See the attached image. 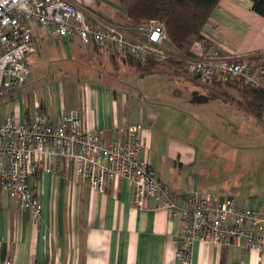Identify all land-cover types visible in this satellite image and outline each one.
I'll return each instance as SVG.
<instances>
[{
    "label": "crops",
    "instance_id": "obj_1",
    "mask_svg": "<svg viewBox=\"0 0 264 264\" xmlns=\"http://www.w3.org/2000/svg\"><path fill=\"white\" fill-rule=\"evenodd\" d=\"M68 1L87 10L93 23L131 34L132 28L123 25V9L114 0ZM40 29L36 27L33 32L35 52L27 59V63L30 57L31 62H36L37 71L39 59L33 55L45 49ZM202 35L207 48L222 57L253 61L264 55V18L252 10L249 0H220ZM48 37L61 43L57 62L65 77L78 80L81 74L88 76V71H94L96 78L88 81L89 87L80 83L81 93L69 96L72 103H77L75 107L61 103V86L45 88L43 100L35 102L32 97V104L20 112V121L37 110L56 122L80 108L82 113L77 112L83 129L104 142L124 135L131 125H140L145 143L142 155L149 159L156 178L176 205L191 208V195H211L220 202L232 199L240 206L264 212V128L260 125L264 120L249 113L237 91L208 84L207 95L212 103L192 108V116L179 111L186 106L185 98L175 91H167L166 98L160 99L161 89L158 90L161 104L140 103L142 94L149 98V90L139 96L135 89L120 86L121 79L112 81L99 74L104 72L99 67L105 61V52L113 63L117 59L126 66L125 59L108 50L84 46L76 37L62 41L50 33ZM48 59L50 62L54 58ZM45 76L59 77L57 71H47ZM232 96L239 98L241 105L231 103ZM242 120L248 122L249 128ZM56 168L39 179L38 221L30 212L20 210L0 187L1 263L184 264L179 259L182 219L157 208L152 198L137 207L132 183L125 178H114L99 192L87 187L72 162L63 160ZM188 264H264V259L255 250L234 245L215 247L210 241L196 240Z\"/></svg>",
    "mask_w": 264,
    "mask_h": 264
},
{
    "label": "built area",
    "instance_id": "obj_2",
    "mask_svg": "<svg viewBox=\"0 0 264 264\" xmlns=\"http://www.w3.org/2000/svg\"><path fill=\"white\" fill-rule=\"evenodd\" d=\"M89 16L87 10L68 0H0V99L28 82L27 59L35 52L36 27L58 41L76 37L84 46L108 50L122 60L128 56L161 63L185 60L169 41L163 22L152 20L125 34L93 23ZM207 45L203 38L190 47L192 56L183 61L188 75L207 84L236 82L264 91V67L248 59L222 57ZM35 108L39 106L35 104ZM144 149L140 125H131L124 135L104 142L83 129L76 110L56 122L37 110L21 121L13 116L0 117V187L20 210L30 212L38 221L39 179L68 160L89 189L102 192L114 178H125L132 183L137 207L152 198L157 208L182 219L179 259L184 264L189 263L196 240L210 241L215 247L234 245L255 250L264 259V212L240 206L232 199L220 202L214 196L198 194L189 197L191 208L179 207L156 178L149 159L142 155Z\"/></svg>",
    "mask_w": 264,
    "mask_h": 264
},
{
    "label": "rangeland",
    "instance_id": "obj_3",
    "mask_svg": "<svg viewBox=\"0 0 264 264\" xmlns=\"http://www.w3.org/2000/svg\"><path fill=\"white\" fill-rule=\"evenodd\" d=\"M39 32L43 35L42 39L45 43V49L44 47L38 49V52H36L33 57L39 59L38 65L40 66V70H36V62H31L30 57L28 61V67L31 68V76L29 78V81L23 88L14 90L8 97L0 99V117L13 116L18 118L23 108H28L32 104V100L35 98L38 101H42L44 89H47L48 87L51 88L54 85H58L57 87L61 86V88H63L64 94L63 98H61V103L63 105L66 104V107H75L77 106V103H72L69 96L79 95L81 93V90L79 89V84L82 83L89 87L91 84L88 81H94L96 78L94 71H88V76H83L81 74L82 77L78 79L79 81L76 79V77H65V72L59 71L61 63L57 62V60L60 59L59 55L61 54L62 49L61 43L59 42L58 44L55 40L49 38L47 31L40 29ZM105 53L107 56H103L105 58V61L101 64L100 67L97 64H90L89 66H92L93 68L99 67L100 69H102L101 71H104L102 73L99 72V74L107 76L112 81H117L121 79L122 83L120 84V86L127 88L128 90L135 89L138 92L139 96H141V92L145 94V92L149 90L151 92L149 98H143L142 94V96L140 97V103L146 104L148 102L152 105L161 104L160 101L157 100V93L160 89V99L166 98L167 91H175L178 95L184 97L185 102H183V104L186 106H184L183 109L179 108V111L185 114L190 113L191 116L193 115L191 112H195L192 110V108L199 105L205 106L206 104L212 103V99H210L207 95L208 86L210 87V85H208L206 82L198 81L188 75L185 69V65L180 66L177 64L170 63V61L164 62L158 68L160 72L148 74L140 78L132 74L134 72L130 70L128 66L121 65L122 62H120L119 60L116 59L115 63H113L112 60L108 61V54L107 52ZM179 55H181V58L185 60L192 56V54H190V56H185L181 53ZM52 56L54 59L49 62L50 59L48 58ZM173 60L179 63L180 61H185L177 60L175 58ZM47 71H57V75L59 77H56L54 79L47 78L45 76L47 74ZM42 75L44 76L42 77ZM71 83H73L74 85ZM72 85L74 87H72ZM211 86L217 87L214 84ZM231 93L235 94L234 91H231ZM238 99L239 98H236V96H232L231 100H233V102H230L234 105H241L242 101ZM233 110H235L234 107L231 111ZM77 111L81 114L83 110L79 108ZM242 121L244 127H246L248 125V122L245 120ZM260 125L263 126L262 128H264V123H260ZM248 132H250V130Z\"/></svg>",
    "mask_w": 264,
    "mask_h": 264
},
{
    "label": "trees",
    "instance_id": "obj_4",
    "mask_svg": "<svg viewBox=\"0 0 264 264\" xmlns=\"http://www.w3.org/2000/svg\"><path fill=\"white\" fill-rule=\"evenodd\" d=\"M123 9V25L135 28L143 23L155 20L165 24L169 41L185 56H190V47L196 41L203 40L202 31L220 0H114ZM252 10L264 18V0H249ZM208 44V43H207ZM95 50H100L94 47ZM126 60V62H125ZM123 62L134 73L145 76L160 72L161 62L149 58L126 57ZM252 60V59H251ZM257 66L264 67V55L255 57ZM184 66L182 61L169 59L167 62ZM255 61V62H254ZM186 69V66H185ZM217 87H229L243 98L247 110L252 115L262 118L264 111V91L243 86L240 83L226 84L213 82ZM212 84V83H211Z\"/></svg>",
    "mask_w": 264,
    "mask_h": 264
}]
</instances>
